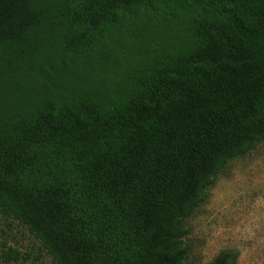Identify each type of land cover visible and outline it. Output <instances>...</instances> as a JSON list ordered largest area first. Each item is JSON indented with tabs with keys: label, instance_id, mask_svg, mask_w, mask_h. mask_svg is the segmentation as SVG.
<instances>
[{
	"label": "trees",
	"instance_id": "1",
	"mask_svg": "<svg viewBox=\"0 0 264 264\" xmlns=\"http://www.w3.org/2000/svg\"><path fill=\"white\" fill-rule=\"evenodd\" d=\"M259 142L264 0H0V214L51 264H187L185 221Z\"/></svg>",
	"mask_w": 264,
	"mask_h": 264
},
{
	"label": "rangeland",
	"instance_id": "2",
	"mask_svg": "<svg viewBox=\"0 0 264 264\" xmlns=\"http://www.w3.org/2000/svg\"><path fill=\"white\" fill-rule=\"evenodd\" d=\"M184 228L187 264H209L225 250L235 264H264V142L225 164ZM0 243L24 253L21 264H51L25 229L1 214Z\"/></svg>",
	"mask_w": 264,
	"mask_h": 264
}]
</instances>
